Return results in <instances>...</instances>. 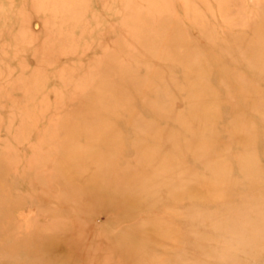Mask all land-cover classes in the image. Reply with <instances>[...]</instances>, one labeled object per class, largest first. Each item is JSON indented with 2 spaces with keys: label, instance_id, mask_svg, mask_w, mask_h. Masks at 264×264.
<instances>
[{
  "label": "rangeland",
  "instance_id": "obj_1",
  "mask_svg": "<svg viewBox=\"0 0 264 264\" xmlns=\"http://www.w3.org/2000/svg\"><path fill=\"white\" fill-rule=\"evenodd\" d=\"M0 264H264V0H0Z\"/></svg>",
  "mask_w": 264,
  "mask_h": 264
}]
</instances>
